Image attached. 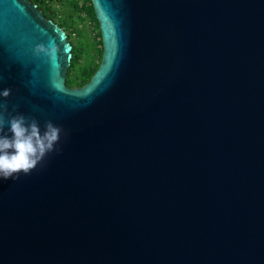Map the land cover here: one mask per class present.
I'll list each match as a JSON object with an SVG mask.
<instances>
[{"label": "water", "instance_id": "95a60500", "mask_svg": "<svg viewBox=\"0 0 264 264\" xmlns=\"http://www.w3.org/2000/svg\"><path fill=\"white\" fill-rule=\"evenodd\" d=\"M91 1L102 62L74 88L67 33L0 0V103L67 133L0 180V264H264V0Z\"/></svg>", "mask_w": 264, "mask_h": 264}, {"label": "clouds", "instance_id": "9594fccd", "mask_svg": "<svg viewBox=\"0 0 264 264\" xmlns=\"http://www.w3.org/2000/svg\"><path fill=\"white\" fill-rule=\"evenodd\" d=\"M57 53L55 43L48 47L41 44L34 49V55L47 56L52 62L56 61ZM10 94L11 89L0 91V97L5 100ZM13 112H16L15 106L10 112L6 103H0V180L16 182L22 175L29 176L38 168L42 170L52 153H62L58 145L64 130L51 121L45 122L41 129L36 119L20 113L13 115Z\"/></svg>", "mask_w": 264, "mask_h": 264}, {"label": "trees", "instance_id": "16d2710c", "mask_svg": "<svg viewBox=\"0 0 264 264\" xmlns=\"http://www.w3.org/2000/svg\"><path fill=\"white\" fill-rule=\"evenodd\" d=\"M84 11L87 19L92 22L94 30L98 35L97 38L99 39L100 46L99 59L94 64H92V61H90L89 65H87V67L81 72V62L83 61L85 56H90L92 43L89 41L88 37H81V32L79 33V35L75 32H67L68 39L73 45V58L68 72L67 85L74 88H81L90 82L101 65L103 55L101 30L91 0H87ZM74 74H79L81 77L76 76L78 79L77 80Z\"/></svg>", "mask_w": 264, "mask_h": 264}, {"label": "flooded vegetation", "instance_id": "af4514ba", "mask_svg": "<svg viewBox=\"0 0 264 264\" xmlns=\"http://www.w3.org/2000/svg\"><path fill=\"white\" fill-rule=\"evenodd\" d=\"M31 4L36 5L38 10L44 15L47 20H51L60 26L66 33L75 32L79 35L81 31L76 30L75 28L79 23L85 22L87 20L84 7L87 4V0H84L83 5H81V0H28ZM65 1H68L72 4L74 10H80L83 12L84 17H77L74 19V16L64 12V6H59V4H64ZM90 21V20H89ZM90 23H92L90 21ZM66 28V30H65Z\"/></svg>", "mask_w": 264, "mask_h": 264}, {"label": "rangeland", "instance_id": "374dc122", "mask_svg": "<svg viewBox=\"0 0 264 264\" xmlns=\"http://www.w3.org/2000/svg\"><path fill=\"white\" fill-rule=\"evenodd\" d=\"M84 0H81V5H83ZM64 6V12H67V14L74 16V19L77 17H84L83 12L80 10H74L72 8V4L68 1H65L64 4H59V6ZM62 6V7H63ZM76 30L81 31V37H88L89 41L92 43L91 53L90 56H85L83 61L81 62V72L89 65L90 61H92V64L96 63L99 59V39L97 38V32L94 30V26L90 21L87 19L85 22L79 23L78 26L75 28ZM66 30V28H65ZM67 31V30H66ZM82 75V74H81ZM74 76L78 77L79 74H74ZM76 77V79H77ZM81 77V76H80ZM78 80V79H77Z\"/></svg>", "mask_w": 264, "mask_h": 264}]
</instances>
